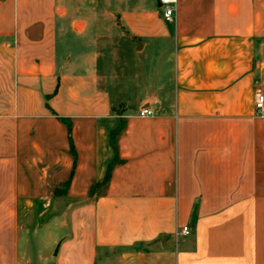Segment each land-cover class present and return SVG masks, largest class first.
Here are the masks:
<instances>
[{
    "label": "crops",
    "instance_id": "1",
    "mask_svg": "<svg viewBox=\"0 0 264 264\" xmlns=\"http://www.w3.org/2000/svg\"><path fill=\"white\" fill-rule=\"evenodd\" d=\"M258 91L264 0H0V264H264Z\"/></svg>",
    "mask_w": 264,
    "mask_h": 264
},
{
    "label": "built area",
    "instance_id": "2",
    "mask_svg": "<svg viewBox=\"0 0 264 264\" xmlns=\"http://www.w3.org/2000/svg\"><path fill=\"white\" fill-rule=\"evenodd\" d=\"M162 8V14L165 20L171 21L177 11V0H159ZM256 110L259 116L264 117V93L258 91L256 93ZM152 114V111L148 107H142L140 109L141 116H147ZM181 232L183 234H189L190 230L188 227H183Z\"/></svg>",
    "mask_w": 264,
    "mask_h": 264
},
{
    "label": "trees",
    "instance_id": "3",
    "mask_svg": "<svg viewBox=\"0 0 264 264\" xmlns=\"http://www.w3.org/2000/svg\"><path fill=\"white\" fill-rule=\"evenodd\" d=\"M110 172H111V167L108 169V172L106 174L105 180L102 183H105L109 179Z\"/></svg>",
    "mask_w": 264,
    "mask_h": 264
},
{
    "label": "rangeland",
    "instance_id": "4",
    "mask_svg": "<svg viewBox=\"0 0 264 264\" xmlns=\"http://www.w3.org/2000/svg\"><path fill=\"white\" fill-rule=\"evenodd\" d=\"M35 250V249H34Z\"/></svg>",
    "mask_w": 264,
    "mask_h": 264
}]
</instances>
